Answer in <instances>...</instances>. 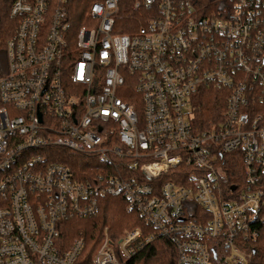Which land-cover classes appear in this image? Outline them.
Wrapping results in <instances>:
<instances>
[{
	"label": "built area",
	"instance_id": "built-area-1",
	"mask_svg": "<svg viewBox=\"0 0 264 264\" xmlns=\"http://www.w3.org/2000/svg\"><path fill=\"white\" fill-rule=\"evenodd\" d=\"M67 1L10 6L0 264H124L139 227L116 238L105 227L89 246L69 225L96 215L105 196L167 237L175 264H212V240L225 264H248L238 240L264 225V0L209 13L205 0H132V16L100 0L81 25ZM208 89L225 107L200 123ZM67 153L98 168L78 173Z\"/></svg>",
	"mask_w": 264,
	"mask_h": 264
},
{
	"label": "trees",
	"instance_id": "trees-1",
	"mask_svg": "<svg viewBox=\"0 0 264 264\" xmlns=\"http://www.w3.org/2000/svg\"><path fill=\"white\" fill-rule=\"evenodd\" d=\"M100 0H68L67 6L78 18V25L83 24L85 12L88 7ZM120 12L132 16L130 3L132 0H118ZM12 0H0V60H4L5 44L15 31L17 21L10 16L9 10ZM207 13L218 11L226 4L227 0H205ZM125 31V30H122ZM127 32V31H126ZM123 32V33H126ZM225 101L218 91L208 89L198 100L197 121L208 123L220 117L224 110ZM70 158V167L79 172H94L96 166L83 163L85 160L72 153H67ZM169 175L163 176L160 180L169 179ZM99 210L96 215L86 218L69 221V225L75 230V236L82 235L86 244L95 246L100 239L102 230L106 227L112 238L123 234L126 230L139 227L142 237L136 243L139 246L134 255L124 264H175L176 249L173 243L165 236H160L157 231L146 225V223L133 211L126 209V204L121 197L105 196L99 199ZM147 237L151 241L144 242ZM240 249L248 256V264H264V225L259 229V236L255 240L241 241ZM214 248L211 250L212 264H225L223 259L227 250L217 240L211 241ZM92 255V252H90ZM89 254V259H90Z\"/></svg>",
	"mask_w": 264,
	"mask_h": 264
},
{
	"label": "rangeland",
	"instance_id": "rangeland-1",
	"mask_svg": "<svg viewBox=\"0 0 264 264\" xmlns=\"http://www.w3.org/2000/svg\"><path fill=\"white\" fill-rule=\"evenodd\" d=\"M76 156H78V155H76ZM80 158H82V157L80 156ZM82 159H84V158H82ZM84 160H85V159H84ZM94 166H95V165H94ZM96 168H98V167H96ZM96 168H95V170H96ZM95 170H94V171H95ZM73 231H74V232H73V234H74V235H73V237H74V236H75V234H76V232H75V230H74V229H73Z\"/></svg>",
	"mask_w": 264,
	"mask_h": 264
}]
</instances>
